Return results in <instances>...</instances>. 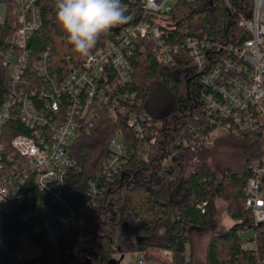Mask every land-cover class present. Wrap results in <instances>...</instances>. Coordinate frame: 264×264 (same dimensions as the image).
Here are the masks:
<instances>
[{"label": "built area", "instance_id": "obj_1", "mask_svg": "<svg viewBox=\"0 0 264 264\" xmlns=\"http://www.w3.org/2000/svg\"><path fill=\"white\" fill-rule=\"evenodd\" d=\"M178 1L196 0H173L171 5L169 0H122L128 20L111 30V39L78 63L57 68L48 47L31 48L42 24L39 0H0V214L16 211L21 203L19 220L36 219L34 230L43 227L53 241L96 206L124 164L123 137L115 134L109 141L105 161L77 199L73 184L80 168L71 157L72 145L89 137L108 112L124 120L135 140L149 136L153 119L128 90L134 75L131 60L149 48L162 66L174 65L182 50L191 59L200 77L202 113L211 128L205 147L220 136L259 134L264 143V0H252L249 18L238 23L245 38L236 37L231 44L206 37L167 42L162 18ZM5 22L12 23L9 32ZM11 119L23 133L6 141ZM241 194L244 209L264 226V154L250 166ZM24 244L36 250L25 238L11 246L0 237V264L32 258ZM243 249H255L254 242ZM161 258L162 263H154L172 262L167 251ZM136 264L147 261L139 255Z\"/></svg>", "mask_w": 264, "mask_h": 264}, {"label": "trees", "instance_id": "obj_2", "mask_svg": "<svg viewBox=\"0 0 264 264\" xmlns=\"http://www.w3.org/2000/svg\"><path fill=\"white\" fill-rule=\"evenodd\" d=\"M55 4L56 0H39L42 24L31 48L42 51L48 47L54 65L63 68L82 57L74 52L59 26ZM252 5V0L178 1L162 18L160 28L171 44L202 37L231 44L236 37L245 38L238 23L249 18ZM11 26L3 24L8 32ZM111 37V31L102 35L91 52ZM179 56L174 65L162 66L149 48L131 60L134 75L128 90L137 95L142 109L153 119L148 137L135 140L124 120L108 112L89 137L72 145L71 157L80 168L73 184L77 199L105 161L109 141L115 134L124 140V164L105 185L92 210L79 215L71 228L53 241L43 227L34 230L36 219L19 220L18 212L24 210L21 203H16V211L0 214L1 239L16 246L25 238L38 252L21 264H81L85 260L108 264L115 260L114 255L122 257L130 252L162 263L164 251L170 253L171 264H197L192 249L186 254L190 243L185 228L202 230L213 225L218 194L235 223L209 238L206 263L261 264L264 226L255 224L251 211L244 209L243 195H225L223 184L231 177L243 185L250 176V166L264 154L262 137L220 136L205 147L211 128L202 113L200 77L187 52L182 50ZM5 128L6 141L23 133L14 119ZM160 228H164L163 236L153 240ZM249 241L255 249H243ZM5 264L14 263L5 260Z\"/></svg>", "mask_w": 264, "mask_h": 264}, {"label": "clouds", "instance_id": "obj_3", "mask_svg": "<svg viewBox=\"0 0 264 264\" xmlns=\"http://www.w3.org/2000/svg\"><path fill=\"white\" fill-rule=\"evenodd\" d=\"M56 20L74 52L87 57L102 35L127 22L122 0H56Z\"/></svg>", "mask_w": 264, "mask_h": 264}, {"label": "rangeland", "instance_id": "obj_4", "mask_svg": "<svg viewBox=\"0 0 264 264\" xmlns=\"http://www.w3.org/2000/svg\"><path fill=\"white\" fill-rule=\"evenodd\" d=\"M172 2L173 0H169L168 5H171ZM2 13H3V7H0V15ZM143 150H145V147H143ZM223 186H224L223 193L225 195H229V197L231 198L237 197V195L241 193L242 185L236 183L231 177H228V179H226ZM215 205L217 209V215L212 226L202 230L192 229L189 227L185 228V232L190 243L189 246H186V254L189 252V249L190 250L192 249L194 256L197 260V264H207L205 260V253L209 238L214 234L225 231L235 223V221L230 219V217L227 215L225 208L226 204L223 198L220 196V194H218L217 198L215 199ZM163 233H164V228H160L156 232L153 240L161 239ZM29 247L30 246H28V248ZM29 250H30L29 253H32L33 258L38 255V252L35 249L30 247ZM120 258L121 255L119 254L114 255L115 260H119ZM138 259H139V254L134 252L126 253L122 256L119 264H136ZM147 264H155V263L153 261H147Z\"/></svg>", "mask_w": 264, "mask_h": 264}, {"label": "water", "instance_id": "obj_5", "mask_svg": "<svg viewBox=\"0 0 264 264\" xmlns=\"http://www.w3.org/2000/svg\"><path fill=\"white\" fill-rule=\"evenodd\" d=\"M122 258V257H121ZM121 258L119 259V260H110L109 262H108V264H119L120 263V260H121ZM81 264H90V262L88 261V260H85V261H83Z\"/></svg>", "mask_w": 264, "mask_h": 264}]
</instances>
